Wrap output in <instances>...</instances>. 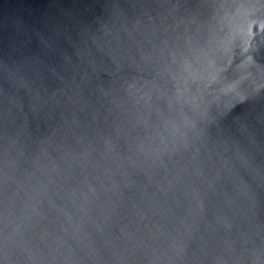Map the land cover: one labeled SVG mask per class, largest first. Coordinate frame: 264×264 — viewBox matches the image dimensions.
I'll list each match as a JSON object with an SVG mask.
<instances>
[{
  "label": "water",
  "instance_id": "1",
  "mask_svg": "<svg viewBox=\"0 0 264 264\" xmlns=\"http://www.w3.org/2000/svg\"><path fill=\"white\" fill-rule=\"evenodd\" d=\"M0 264H264V0H0Z\"/></svg>",
  "mask_w": 264,
  "mask_h": 264
}]
</instances>
